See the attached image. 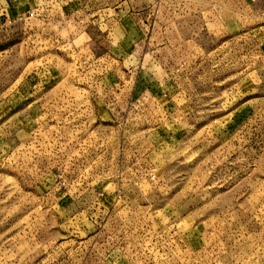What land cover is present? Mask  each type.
I'll use <instances>...</instances> for the list:
<instances>
[{"label":"rangeland","instance_id":"1","mask_svg":"<svg viewBox=\"0 0 264 264\" xmlns=\"http://www.w3.org/2000/svg\"><path fill=\"white\" fill-rule=\"evenodd\" d=\"M132 1L0 0V264H264V0Z\"/></svg>","mask_w":264,"mask_h":264},{"label":"crops","instance_id":"2","mask_svg":"<svg viewBox=\"0 0 264 264\" xmlns=\"http://www.w3.org/2000/svg\"><path fill=\"white\" fill-rule=\"evenodd\" d=\"M98 2L97 6V12L99 14L100 22L99 25H104V26H85V32L84 34L88 36L89 39H91L92 32L95 30H99L100 32L103 30H117L119 27L118 22L115 20H118L117 17H122L124 16V11L126 8H124V4L127 3V0H96ZM139 0H133L130 2L129 6L127 7L129 11H132V13H139L140 12V5H139ZM134 4H137V6H133ZM15 14L18 12L16 10H13ZM95 14V13H94ZM113 16H115V20L113 19ZM114 22L116 26H106L108 23Z\"/></svg>","mask_w":264,"mask_h":264},{"label":"built area","instance_id":"3","mask_svg":"<svg viewBox=\"0 0 264 264\" xmlns=\"http://www.w3.org/2000/svg\"><path fill=\"white\" fill-rule=\"evenodd\" d=\"M34 15H35V12L31 11L28 13L27 16H28V18H32Z\"/></svg>","mask_w":264,"mask_h":264}]
</instances>
